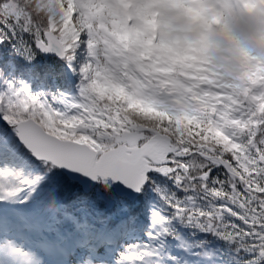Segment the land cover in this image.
<instances>
[{
	"label": "snow or ice",
	"instance_id": "obj_1",
	"mask_svg": "<svg viewBox=\"0 0 264 264\" xmlns=\"http://www.w3.org/2000/svg\"><path fill=\"white\" fill-rule=\"evenodd\" d=\"M181 3L0 0V264H264V79L187 64Z\"/></svg>",
	"mask_w": 264,
	"mask_h": 264
},
{
	"label": "rangeland",
	"instance_id": "obj_2",
	"mask_svg": "<svg viewBox=\"0 0 264 264\" xmlns=\"http://www.w3.org/2000/svg\"><path fill=\"white\" fill-rule=\"evenodd\" d=\"M233 1L234 0H190V3H181L177 6L167 7L165 9L168 15L178 18L181 22L188 19L186 13L187 8L191 7L196 10L191 16V25L187 29H183L174 34L177 38V44L180 48L182 57L186 60L187 64L201 67L197 61L200 62L204 59V55L209 53L213 57V63L215 64L214 68L222 69L233 65L238 66L242 58L247 57L246 53L243 55V51L240 48L234 49L230 53L220 48L210 49L211 44L225 33H228L232 37V46H241L245 44L244 42L238 41L239 36L234 33L235 9ZM250 1L252 8H257V1L248 0L249 3ZM201 3L203 6L199 7ZM203 7L206 8L205 12H201V8ZM208 30L213 31V33H210ZM214 32H219V34L216 35ZM248 60L252 62V59L249 58ZM263 60L264 56L262 57V63H264ZM204 69L205 72L203 73L208 75L210 79H217L216 76L211 75L210 72L207 71V68L204 67ZM260 79H264V73L261 74L260 77H256V81ZM241 84H243V82H241ZM182 255L184 256L185 253H182ZM201 264L204 263L201 261Z\"/></svg>",
	"mask_w": 264,
	"mask_h": 264
},
{
	"label": "trees",
	"instance_id": "obj_3",
	"mask_svg": "<svg viewBox=\"0 0 264 264\" xmlns=\"http://www.w3.org/2000/svg\"><path fill=\"white\" fill-rule=\"evenodd\" d=\"M256 1L257 8H252L251 1L249 3L248 0L235 1L234 33L239 36L238 41L244 42V45L232 46V37L225 33L219 36L210 46L211 50L220 48L229 53L234 49L240 48L243 51V55L246 53L248 58H242L238 66L233 65L215 69L213 57L207 53L204 55V59L200 62L197 61L201 67H196L202 73L205 72V67L217 79L237 87L241 85V82L256 80V77H260L264 73V63H262L261 57L264 54V0ZM215 34L218 35L217 33ZM249 58L252 59V62H249ZM184 61L186 62L185 59ZM217 246L219 245L217 244Z\"/></svg>",
	"mask_w": 264,
	"mask_h": 264
}]
</instances>
